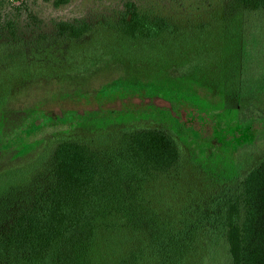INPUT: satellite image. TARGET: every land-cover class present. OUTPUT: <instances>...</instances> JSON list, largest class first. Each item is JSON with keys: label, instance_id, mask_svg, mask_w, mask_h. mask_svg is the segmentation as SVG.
<instances>
[{"label": "trees", "instance_id": "1", "mask_svg": "<svg viewBox=\"0 0 264 264\" xmlns=\"http://www.w3.org/2000/svg\"><path fill=\"white\" fill-rule=\"evenodd\" d=\"M68 1L54 0V4ZM227 7L226 16L213 13L209 24L188 27L161 16L152 17L140 11L136 3L128 2L110 25L96 28L84 20L59 21L53 40L70 45V54L73 48L86 51L79 44L94 42L99 36L167 41L184 34L205 33L206 28L236 14H253L264 9V0H229ZM49 62L10 64L9 74L0 69L1 94L7 91L4 85L9 80L28 75L33 78L43 75V70L52 78L59 77L66 66ZM13 71L17 77L10 76ZM133 84L131 87L132 83L123 78L114 79L96 91L100 95L97 98L102 103L115 91H122L125 100H133L140 108L77 110L58 105L55 113L47 111L45 119L32 121L31 129L19 138L22 144L50 127L70 129L69 134L61 135L57 130L54 135L36 139L32 143L38 145L35 150L29 149V143L23 146L24 151H38L24 178L4 184L8 176L5 168H0V264H189L202 232L212 233L213 241L219 236L226 243L228 264H264V155L250 169L233 163L232 173L208 174L216 184H209L205 192L191 193L194 200L185 211L161 213L144 198L147 183L180 168L185 154L180 142L188 138L183 136V126L190 121L188 114L195 118L198 109L193 107L195 103H188L189 96H178L185 87L173 84L166 91L162 83L154 81ZM242 86L239 83V94L234 96L238 106L242 102L238 122L225 126L214 122L213 129L190 137L198 145L209 139L226 147L229 153H221L233 158L264 140V110L254 113L251 97L256 94H240ZM8 102V98H0L1 118L11 114L6 108ZM126 115L133 119L157 115L170 128L127 124L114 131H75V125L116 121ZM219 134L226 135V143H221ZM15 145L16 140L10 148ZM5 151L0 150V156ZM200 151L205 152L203 148Z\"/></svg>", "mask_w": 264, "mask_h": 264}, {"label": "rangeland", "instance_id": "2", "mask_svg": "<svg viewBox=\"0 0 264 264\" xmlns=\"http://www.w3.org/2000/svg\"><path fill=\"white\" fill-rule=\"evenodd\" d=\"M128 2L136 3L140 11L152 17L161 16L188 27L199 23L207 25L213 13L217 17L226 16V9L227 13L230 9L227 7L229 0H69L60 6H55L54 0H0V69L9 74L10 64L27 65L36 60L66 66L56 78L42 69L43 75H33V78L28 75L14 82L9 80L4 85L7 91L0 92V98L9 99L6 108L11 112L6 118L0 117V137L3 139L0 140V150H6L0 156V168H5V176H8L4 184L24 178L34 164L32 158H36L38 151H24L23 146L29 143L32 146L29 149L35 150L38 145L33 146L32 143L36 139L54 135L57 130L61 135L70 133L67 126L57 130L50 127L21 144L19 138L31 129L32 121L38 117L45 119L48 112L55 113L58 105L77 110L140 108L133 100H125L122 91H115L102 103L98 101L100 95L96 91L118 78L132 83L131 87L141 80L162 83L166 91L173 84L185 87L178 96H189L186 97L191 100L188 103H195L193 107L198 109L195 118L188 114L190 121L183 126V136L188 138L180 142L185 153L180 168L174 174L147 183L144 198L161 213L185 211L194 200L190 198L192 195L189 196L191 193L205 192L209 184H216L208 179V174L232 173L233 163L243 170L250 169L264 155V140L253 148L237 152L232 158L221 153L229 151L226 147H219L218 143L208 139L198 145L195 139L190 138L213 129L214 122L220 121L221 126L238 122L242 102L238 106V99L234 96L239 94V83L243 85L240 94H256L251 97L255 103L254 113L264 110V92L260 93L264 87V9L243 17L236 14L226 22L206 28L205 33L184 34L174 39L167 38V41L146 42L99 36L94 42L87 40L89 42L79 44L86 51L73 48L70 54V45L53 40L59 21L84 20L96 28L110 25L117 21ZM13 75L17 77L15 71L10 76ZM127 124L170 128L157 115H143L137 119L126 115L116 121L75 125V131H114ZM2 131L7 132L1 135ZM218 137L221 143H226L225 134ZM15 140V147L10 148ZM200 236L201 240L196 244L198 250L190 257L189 264H228L226 243L219 236L213 241L212 233L202 232Z\"/></svg>", "mask_w": 264, "mask_h": 264}]
</instances>
